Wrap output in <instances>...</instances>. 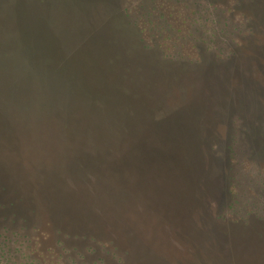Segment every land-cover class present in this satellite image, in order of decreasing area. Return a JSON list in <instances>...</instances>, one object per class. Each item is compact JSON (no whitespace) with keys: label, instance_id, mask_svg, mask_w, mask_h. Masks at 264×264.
Instances as JSON below:
<instances>
[{"label":"rangeland","instance_id":"1","mask_svg":"<svg viewBox=\"0 0 264 264\" xmlns=\"http://www.w3.org/2000/svg\"><path fill=\"white\" fill-rule=\"evenodd\" d=\"M21 2L0 0V22ZM52 4L58 26L65 0ZM122 9L172 62L141 48ZM75 12L85 29L71 20L62 45L103 24L97 46L153 109L135 112L140 130L109 159L34 113L15 115L9 137L0 126V234L16 264H264V0H94Z\"/></svg>","mask_w":264,"mask_h":264},{"label":"trees","instance_id":"2","mask_svg":"<svg viewBox=\"0 0 264 264\" xmlns=\"http://www.w3.org/2000/svg\"><path fill=\"white\" fill-rule=\"evenodd\" d=\"M24 1L25 9L11 12L12 21L9 17L0 22V126L9 130L6 134L9 137L8 133L17 131L15 115L24 114L30 118L34 113L39 121L54 122L60 126L67 142L82 146L91 144L97 153L105 152L103 154L108 159L112 158L110 155H113L117 147L125 148L132 142L134 137L128 127L131 125L132 129L136 125L140 130L137 114L146 115L143 108H146L145 112L152 111L153 108L141 106V102L135 103L145 99L148 92L140 89V92L132 94L133 89L127 79V66L115 60L112 62L97 46L96 34L103 24L93 27L88 37L79 44L77 42L73 49L68 50L67 45H62L61 38H64L65 27H68L66 24H71L73 20L76 31L83 28L82 16L75 10L83 12L84 5L94 0H65L62 24L58 26L52 12L53 0ZM92 10L89 8L88 13L91 14ZM73 13L79 17L80 22L72 18ZM117 14H120L127 27L135 31L141 48L158 53L168 62L173 61L159 46L146 45V27L140 22H132L129 10L122 9L113 15ZM14 22L13 28H17L9 34L8 39L3 32L8 31ZM39 86H46L49 96L58 100L47 98L45 92H39ZM11 88L22 92L16 97H7L9 95L6 92ZM24 93H28L26 97ZM117 109L126 110L127 116L116 115ZM98 110L111 112L100 113ZM134 116L135 120L129 118ZM120 120L123 122L119 123ZM90 157L92 155L87 151L82 154V159ZM3 235L0 234V264H16V258L13 257L16 249L10 246Z\"/></svg>","mask_w":264,"mask_h":264}]
</instances>
